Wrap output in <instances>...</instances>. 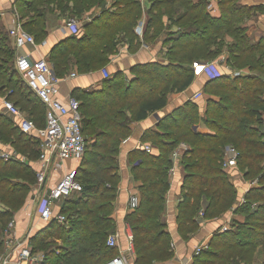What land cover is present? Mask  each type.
<instances>
[{"label":"trees","instance_id":"16d2710c","mask_svg":"<svg viewBox=\"0 0 264 264\" xmlns=\"http://www.w3.org/2000/svg\"><path fill=\"white\" fill-rule=\"evenodd\" d=\"M103 1L16 0L14 11L22 28L35 40H42L47 13L77 17ZM217 1L220 15L214 17L206 9L209 0H152L145 9L147 21L140 38L135 33L143 13L140 0H112L111 8L81 26L80 36L73 34L52 49L49 61L58 77L72 65L77 73L107 65L124 40L130 51L145 43L160 44L166 62L136 64L130 68L135 75L130 80L117 70L105 78L99 93L71 94L79 101L81 130L87 140L76 170L81 190L63 204L66 222L52 219L46 236L30 245L34 253L43 251L41 264H107L116 255L107 238L115 229L111 214L120 180L122 140L131 135L133 122L162 109L169 93L181 92L191 84L193 62L217 60L225 50L227 65L249 68L251 73L207 79L205 89L212 90L217 99H207L203 115L198 104L188 100L161 118L156 130L142 133L141 140L151 142L159 153L153 155L142 148L130 154L131 174L140 182V202L125 220L132 231L136 264L171 258V236L162 212L170 188L173 151L180 143L188 147L180 159L183 175L176 215L178 234L186 239L200 226L196 216L203 198L207 200L205 219L221 217L239 200L241 191L221 167L225 147L231 145L238 150L236 168L243 179L256 180L257 186L244 193L243 202L234 210L243 221L234 219L230 229L215 232L208 246L194 255L192 264H256L252 261L256 255L264 264V39L253 45L243 26L253 16V7L243 6L239 0ZM173 26L177 28L174 31ZM9 43L8 34L0 27V94L6 91L3 96L12 99L36 126H43L45 106L16 71V49ZM199 121L209 132L196 129ZM0 142L9 143L29 161L39 153L37 138L22 133L3 113ZM35 175L29 163L0 159L1 228L23 204ZM53 238L62 242L59 251Z\"/></svg>","mask_w":264,"mask_h":264},{"label":"crops","instance_id":"0c3cea01","mask_svg":"<svg viewBox=\"0 0 264 264\" xmlns=\"http://www.w3.org/2000/svg\"><path fill=\"white\" fill-rule=\"evenodd\" d=\"M238 3L246 7H253V16L247 19L243 26L246 28V33L253 42V45H256L260 43L262 39H264V0H239ZM15 5L16 0H0V27L4 28L7 31V34L8 29L19 22L17 13L14 11ZM101 6H103L104 9L111 8L112 0H104ZM100 8L101 7L98 6L94 9V11L100 10ZM145 9L147 8H143L142 17L138 20L137 23V26H140L141 32L137 33V26L135 27V33L139 35V37H142L146 26L147 14ZM206 9L209 14L214 17H218L220 15V7L217 0H209V4H207ZM95 16H98V14H91L88 17V21L85 22H89ZM163 19L164 22L167 21L166 17ZM82 25H79L77 23L75 25L76 28L73 30L66 25V20L63 16L61 17L56 13L49 12L46 16L45 37L42 40L34 39V44H26L16 49L15 58L18 55H26L31 61L45 58L54 73L53 64H51L49 61L50 52L65 38L70 37L73 34H77L80 36L83 30V28L81 27ZM176 29L177 28L173 26L171 30L174 31ZM226 55L227 51L225 50L218 58L220 60V63L217 61L218 59L214 60V62L219 66L222 74L228 75L230 78H233L234 76L239 74L251 73L249 68L236 69L227 65L224 60V58H226ZM156 61L161 63L166 62V58L162 50L160 49V44L145 43L141 44V46L137 50L130 51L128 49V44L123 42L118 45L117 53L110 55V62L105 66V68L110 74L116 72L117 70H122L124 75L130 80L135 78V75L130 71V68L132 66L136 64H146ZM102 68L103 67L84 73H77L74 77H70V72L73 70H77L76 66L72 65L71 70H69L70 72L68 71V73H66L64 76L60 77L61 80L58 84V98L61 101H66L69 95H73V93H77L78 91H88L89 93H99L100 91H102L104 86L103 82L105 80V77L103 76L101 71ZM206 81L207 78L204 75L195 76L194 80L185 90L181 92L169 93L167 96L166 105L162 109L149 114L145 119L133 122L131 126V135L124 138L120 144L118 155L120 180L117 185V195L113 202V212L111 214V218L115 222V229L113 231V234L116 236L117 240V244L114 247L116 250V255L114 257L122 258L125 264H136L134 262L135 259L133 254L134 247L132 239L130 238V236H132V231L129 224L125 220V216L129 212L133 211L128 209L127 206L129 195H131L132 193H138V187L140 185L139 181L134 180L130 171V154L135 152L137 149H142V145L148 144L150 145L151 149L148 153L157 155L159 153L158 148L149 141L141 140L142 133L147 129L156 130L157 123L161 118H163L166 114L172 112L174 109L182 106L186 101L190 100L198 102L199 97L197 99H194L192 96L195 93H199L201 96ZM1 97L2 96H0V100ZM213 98L217 99L214 96ZM205 105V102L201 106L198 105L201 115H203ZM196 129L204 132H209L208 129L203 127L201 121H199V123L197 124ZM4 148L13 151V157L7 160L2 158L0 159L4 161L20 160L21 162L29 163L32 169L35 171V174L37 173V171L39 170V164L37 163L36 159L29 161L26 156H23L21 153L14 150L9 143L0 142V151ZM187 148L188 147L186 145L185 149L180 150L177 167L174 172L170 173V188L165 194V206L162 212V221L163 223H165L166 230L169 231V234L171 236L173 256L165 261L153 260L150 264H192L195 250L197 248H201V250L205 249L215 232L219 233L226 229H230L231 222L234 219L241 221V216L236 214L234 210L236 206L240 204V200L243 198L244 193L251 187L257 186L256 181H247L243 179V177H241L238 173H235V171H237V168L225 169L224 171L230 174L237 188H241V195H239V200L236 201V203L230 208V210L221 217L205 219L203 218V215H199V212H203L204 208L207 205V200L203 198L201 200V209L196 216V221L200 224L199 228L195 232L189 234L188 238L185 239L181 237L178 234L177 230L176 215L177 202L180 196V188L183 175L180 166V159ZM80 162L81 160L61 161V166L58 168V170L55 171L51 169L48 173L49 178L41 193H37L36 188H34L32 185H29V193L25 202L26 207L19 208L17 211H15L11 220L8 221L3 228H1L0 226V255H9L10 261L8 264H14L16 256L21 247H24L26 245L34 246L38 238L46 236L45 230L47 229L49 222H45L40 219L37 212L38 200L41 194L44 195L47 193L48 189L54 184L56 179H58L61 174L66 172L70 167H78L80 165ZM73 194L71 196H73ZM71 196L54 200L53 213L55 215L62 213L61 209L64 202ZM54 221L59 224H64L58 222L56 219H54ZM11 222L12 226L9 227L8 225ZM65 225L66 227H68V223H66ZM53 239L55 241V244L57 245L56 251H59V247L60 245H62V242L60 239ZM8 243L10 245H8ZM35 253L41 256H43L44 254L42 250H37ZM257 257L260 258L261 256L257 255ZM256 264L260 263L257 262Z\"/></svg>","mask_w":264,"mask_h":264},{"label":"built area","instance_id":"2783aa9c","mask_svg":"<svg viewBox=\"0 0 264 264\" xmlns=\"http://www.w3.org/2000/svg\"><path fill=\"white\" fill-rule=\"evenodd\" d=\"M69 28L75 29L74 20H69L66 24ZM136 32L140 33V26L136 27ZM8 35L15 49L26 44H34L35 40L32 34L22 28L21 23L17 22L8 29ZM14 67L18 74L23 78L27 87L42 101L45 106L44 125L36 126L32 120L6 96L1 97V113L8 115L15 122L19 130L26 134L32 135L38 140L39 153L36 158L39 164V170L36 173L37 183L36 191L41 193L48 180V173L51 169L58 170L61 161L81 160L86 149L87 140L81 130V113L79 110V101L69 95L66 101L58 98V84L60 77L55 75L45 58L31 61L26 55H18L15 59ZM192 69L195 76L204 75L207 79L214 78L222 74L219 66L214 61L192 63ZM103 76L109 77L110 73L104 67L101 69ZM77 72L71 71L69 76L74 77ZM199 93L192 97L197 99ZM146 152H149L150 145L141 146ZM186 145L180 143L173 151V165L170 173L174 172L179 161L180 150L185 149ZM13 157V151L2 149L0 158L10 159ZM238 151L234 146H226L222 161V168L233 169L237 167ZM77 166L70 167L66 172L61 174L54 184L48 189L47 193L40 196L38 200L37 212L40 219L49 222L56 219L60 223L66 222L64 214L53 213L54 200L67 198L73 193L81 190V185L76 179ZM256 181V180H254ZM253 181V182H254ZM138 193L129 195L127 206L128 209L134 210L139 206ZM243 202V198L240 203ZM202 216L203 212L200 211ZM12 226V222L9 223ZM132 239V236H130ZM117 244L116 236L111 234L107 238V245L115 247ZM8 245H10L8 243ZM201 248L195 250L198 254ZM134 254V252H133ZM135 259V254H134ZM9 255H0V264L9 263ZM42 256L32 252L31 247L26 245L21 247L14 264H41ZM107 264H125L120 257H113Z\"/></svg>","mask_w":264,"mask_h":264},{"label":"rangeland","instance_id":"374dc122","mask_svg":"<svg viewBox=\"0 0 264 264\" xmlns=\"http://www.w3.org/2000/svg\"><path fill=\"white\" fill-rule=\"evenodd\" d=\"M190 1H193V2H196V1H198V0H190ZM140 2H141V5H142V10H143V8L144 7H146V8H148V7H150V5H151V2H152V0H140ZM208 4H209V2H208ZM99 5H94V6H92L90 9H88V10H86V11H84L81 15H79V16H77V17H68V15H67V17H64L65 18V20H66V24H67V22L69 21V20H74L75 21V23L77 24H79V25H82V24H84L85 23V21H88V17L91 15V14H100L99 12H101L104 8H103V6H99V7H101L100 8V10H97V11H94V9L96 8V7H98ZM57 14V13H56ZM59 16H61V15H59ZM62 17V16H61ZM165 18V17H164ZM5 32L7 33V31L5 30ZM31 34V33H30ZM139 36V35H138ZM141 38V37H140ZM122 39V38H121ZM9 40H10V43L12 44V41H11V39L9 38ZM124 42L125 43H127V41L126 40H124ZM9 43V44H10ZM9 44H5L6 46H8ZM121 44V43H120ZM115 53H117V49H116V51H115ZM106 66V65H105ZM105 66H103V68L105 67ZM16 78H14V81H16L15 80ZM211 92H212V90H210V89H205V85H204V88H203V93L201 94V96H199V101L198 102H195V103H199L198 105L199 106H201L204 102L206 103V101H207V99L208 98H210V96H212L213 97V95L211 94ZM6 93V91H4V93L3 94H5ZM3 94H0V96H3ZM30 97H32V96H30ZM33 98V97H32ZM11 101H12V99H11ZM198 106V107H199ZM0 108H1V106H0ZM24 113H25V111H23ZM26 114V113H25ZM6 115V114H5ZM88 140L90 141V138H89V136H88ZM238 151V150H237ZM235 173H238L241 177H242V172H241V170H239V169H237V171H235ZM247 181H251L250 179L249 180H247ZM254 181V180H253ZM36 183H37V176L35 175V182H33V183H31V184H29V185H32L34 188L36 187ZM238 190H239V193H240V191H241V188L239 187L238 188ZM29 193V192H28ZM28 196V195H27ZM26 200H27V197L24 199V202H23V204L19 207V208H25L26 207ZM239 216H241V215H239ZM241 218L242 219H240L241 221H243V216H241ZM231 227H232V224H231ZM261 260H262V258L260 257H257V255L252 259V261H254L255 263H261ZM246 262H248V260H246ZM243 263H245V261H241L239 264H243Z\"/></svg>","mask_w":264,"mask_h":264}]
</instances>
